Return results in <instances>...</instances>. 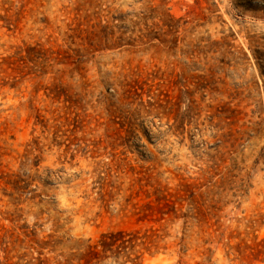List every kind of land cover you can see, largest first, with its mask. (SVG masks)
<instances>
[{"label":"rangeland","instance_id":"obj_1","mask_svg":"<svg viewBox=\"0 0 264 264\" xmlns=\"http://www.w3.org/2000/svg\"><path fill=\"white\" fill-rule=\"evenodd\" d=\"M0 264H264V0H0Z\"/></svg>","mask_w":264,"mask_h":264}]
</instances>
